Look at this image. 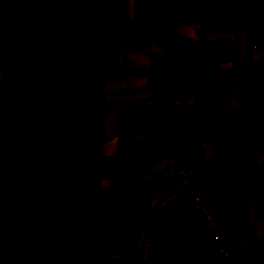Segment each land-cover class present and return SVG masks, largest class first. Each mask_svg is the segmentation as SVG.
I'll list each match as a JSON object with an SVG mask.
<instances>
[{"label": "crops", "instance_id": "1", "mask_svg": "<svg viewBox=\"0 0 264 264\" xmlns=\"http://www.w3.org/2000/svg\"><path fill=\"white\" fill-rule=\"evenodd\" d=\"M102 1V12L116 16L117 0ZM229 1L121 0L118 29L137 36L123 30L100 41L108 89L101 186L109 217L100 264H180L191 245L177 239L202 215L228 235L240 260L264 255L253 245H264V182L230 217L207 207L229 203L264 177V0ZM53 68L47 88L36 90L72 91L69 68ZM129 191L151 221L130 215ZM243 211L250 218L245 242L231 222L218 227L220 218Z\"/></svg>", "mask_w": 264, "mask_h": 264}, {"label": "trees", "instance_id": "2", "mask_svg": "<svg viewBox=\"0 0 264 264\" xmlns=\"http://www.w3.org/2000/svg\"><path fill=\"white\" fill-rule=\"evenodd\" d=\"M102 2L0 0V264H57L56 257L63 264H100L101 233L109 222L101 186L108 89L96 29ZM24 40L50 45L49 62L69 68L72 91L6 92L1 44ZM253 111L242 126L244 136ZM263 182L261 177L252 188L230 195L227 204L208 203V210L231 216ZM129 200L130 215L144 223L153 219L131 191ZM226 217L218 227L231 222L241 242L249 240V212ZM213 234L205 216L194 220L177 239L182 247L191 245L180 264H224ZM253 245L254 251L264 249Z\"/></svg>", "mask_w": 264, "mask_h": 264}, {"label": "rangeland", "instance_id": "3", "mask_svg": "<svg viewBox=\"0 0 264 264\" xmlns=\"http://www.w3.org/2000/svg\"><path fill=\"white\" fill-rule=\"evenodd\" d=\"M229 0H225L228 2ZM236 2V0H230L229 3ZM117 13L121 16L123 5L121 0H117ZM98 18L96 20V29L99 34L100 41L104 44V38L110 35L119 36V33H137L133 28H121L118 29L120 24V18L114 15L106 16L105 12L97 13ZM111 14V12H110ZM117 14V15H118ZM124 19V18H123ZM115 30V31H114ZM147 33L152 34L150 31L144 29ZM118 33H117V32ZM124 35V34H123ZM106 45L108 48L112 47V43L107 40ZM119 45V44H118ZM49 62V55L46 50V45L43 43L32 44L28 41H21L19 43H2L1 44V74L4 88L8 92L19 93L23 90H35L44 89L49 85V77L53 76L54 68ZM49 70V72H48ZM51 76H50V75ZM49 75V76H48ZM115 75V74H113ZM116 76V75H115ZM2 84V85H3ZM110 86L116 84V80L111 78L109 74ZM25 88V89H24ZM105 122V118H104ZM104 130V125H103ZM114 247V244L112 245Z\"/></svg>", "mask_w": 264, "mask_h": 264}, {"label": "built area", "instance_id": "4", "mask_svg": "<svg viewBox=\"0 0 264 264\" xmlns=\"http://www.w3.org/2000/svg\"><path fill=\"white\" fill-rule=\"evenodd\" d=\"M182 174H186L182 172ZM214 230V239L219 243L218 251L220 258L224 264H264V255H247L243 260H240L234 252L229 248V237L227 234L220 233L217 229Z\"/></svg>", "mask_w": 264, "mask_h": 264}]
</instances>
